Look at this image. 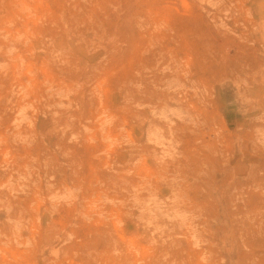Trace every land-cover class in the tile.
I'll use <instances>...</instances> for the list:
<instances>
[{"label": "rangeland", "instance_id": "374dc122", "mask_svg": "<svg viewBox=\"0 0 264 264\" xmlns=\"http://www.w3.org/2000/svg\"><path fill=\"white\" fill-rule=\"evenodd\" d=\"M0 264H264V0H0Z\"/></svg>", "mask_w": 264, "mask_h": 264}]
</instances>
